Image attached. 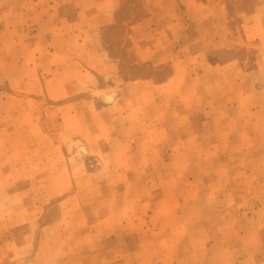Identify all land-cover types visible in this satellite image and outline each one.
<instances>
[{
    "label": "rangeland",
    "instance_id": "rangeland-1",
    "mask_svg": "<svg viewBox=\"0 0 264 264\" xmlns=\"http://www.w3.org/2000/svg\"><path fill=\"white\" fill-rule=\"evenodd\" d=\"M54 1L83 47L0 0V264H264V0Z\"/></svg>",
    "mask_w": 264,
    "mask_h": 264
},
{
    "label": "crops",
    "instance_id": "crops-1",
    "mask_svg": "<svg viewBox=\"0 0 264 264\" xmlns=\"http://www.w3.org/2000/svg\"><path fill=\"white\" fill-rule=\"evenodd\" d=\"M25 1V5H29L28 8L24 7V9H29L33 5V11L32 13H29V11L24 12V10H20L19 15L24 19L30 14V17H28V21H31V25L26 26H32L35 29V37H33L32 42L36 46L44 45L47 44L49 47H51L54 43L57 44L59 42L61 44V49H68L69 50V45L71 42V38L73 42L75 41L78 46L83 47L84 42H79L78 40H75L73 38L78 37V30L77 32H72L70 27L78 26L79 22L75 21V23H72L70 25L66 19L61 18V20L58 19L59 14L55 13V1L54 0H23ZM57 2V1H56ZM62 2V1H61ZM22 30L23 26L21 25ZM76 29V28H75ZM23 37V33L21 35ZM26 38V37H25ZM27 39V38H26ZM69 44V45H67ZM67 47V48H66ZM38 48L35 50L36 54H38L37 57V74L35 75L37 77V80L39 81L40 85H42L40 77L41 73L39 72V69L45 68L47 69L48 66V60L49 58L46 56V54H41L40 50L37 51ZM48 53V52H46ZM50 57L52 59L59 58L61 59L62 62L67 63L65 66L64 64L62 65L63 67H69V62H71L73 59L72 57H69L65 54L58 55L57 53H49ZM75 57V56H74ZM73 57V58H74ZM45 61V64L43 63ZM53 65V64H52ZM28 65L25 64V62H21V69H25ZM70 68V67H69ZM40 76V77H39ZM43 76V75H42ZM49 78V76H47ZM49 82H52L51 79H49Z\"/></svg>",
    "mask_w": 264,
    "mask_h": 264
},
{
    "label": "bare ground",
    "instance_id": "bare-ground-1",
    "mask_svg": "<svg viewBox=\"0 0 264 264\" xmlns=\"http://www.w3.org/2000/svg\"><path fill=\"white\" fill-rule=\"evenodd\" d=\"M116 95L113 93L103 94L102 99L106 103H113L115 101Z\"/></svg>",
    "mask_w": 264,
    "mask_h": 264
}]
</instances>
